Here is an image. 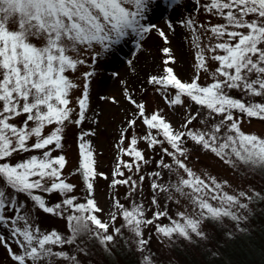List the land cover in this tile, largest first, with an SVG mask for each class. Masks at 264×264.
I'll use <instances>...</instances> for the list:
<instances>
[{
	"label": "snow or ice",
	"instance_id": "6c2138e0",
	"mask_svg": "<svg viewBox=\"0 0 264 264\" xmlns=\"http://www.w3.org/2000/svg\"><path fill=\"white\" fill-rule=\"evenodd\" d=\"M195 4L222 21L199 25L216 42L202 46L196 20H182L192 30V43L197 49L195 76L191 82L182 81L170 66L176 63L172 49L164 46L163 74L149 75L147 83L162 91L169 107L183 105L187 97L198 106L197 112H189L177 129L162 110L146 114L145 104L137 102L126 82H122L125 98L137 111L128 119L119 144H124L128 128H134L138 121L147 132L141 137L133 135L127 147L118 145L121 158L117 159L110 187L127 186L130 198L141 192L145 176L139 173L143 165L152 161L138 144L144 141L149 149L159 147L161 157L155 163L160 170L149 174L150 203L159 210L149 218L142 202L132 201L126 207L113 198L115 211L109 212L106 221L100 215L104 209L95 199L94 184L97 176L108 177L97 172L91 141L86 139L95 132L82 131L78 137L80 160L76 172L87 191L85 202H77V197L71 195L76 186L63 178L68 163L65 155L53 153L63 149L66 126H79L86 119L89 82L95 75L93 66L97 60L102 55L116 54L123 44L132 41L139 49L145 35L153 30L167 45L166 32L145 21L159 7L175 12L178 0H0V247L13 264H81L77 255L64 250L65 245L86 255V248L81 246L85 241L78 240L87 235L98 241L105 252H111L117 238L123 236V228L132 237L127 243L141 254L138 264H155L154 254H144L151 239L145 237L144 231L149 226L169 241L182 238L188 242L194 237L208 239L205 221L228 218L235 222L237 231H246L240 225L247 215L240 210L247 211L249 204L242 201H252L261 194H229L223 190L226 181L198 175L187 163L190 150L185 144L190 140L234 168L264 172V137L242 130L244 118L264 121V0H195ZM167 27L171 30L173 24L169 22ZM206 51L212 53L210 59L218 66L211 74L212 82L202 85L200 72H208ZM85 56H90L88 66L92 70L82 73L83 89L76 98L79 111L73 119L71 93L79 85L68 73L88 64ZM170 89L175 90L174 95ZM233 91L241 95L233 96ZM112 102L116 103L115 98ZM200 109L207 111L206 118L200 121L205 127L193 130L189 126L200 115ZM48 128L51 131L46 132ZM34 152L40 154L10 162L15 154ZM123 156L130 159L126 161ZM165 157L172 163L165 162ZM122 169L137 178L125 176ZM165 169L175 174V183L161 182ZM173 192L194 206L191 213L179 211L174 219L161 209L159 194L165 193L167 199L173 200ZM41 193H58L62 200L50 206ZM26 201L44 213L65 218L70 235L56 230L44 232L35 226ZM118 215L123 221L121 227H115ZM164 218L168 223L159 222ZM225 235L228 239L234 237L233 232Z\"/></svg>",
	"mask_w": 264,
	"mask_h": 264
},
{
	"label": "rangeland",
	"instance_id": "374dc122",
	"mask_svg": "<svg viewBox=\"0 0 264 264\" xmlns=\"http://www.w3.org/2000/svg\"><path fill=\"white\" fill-rule=\"evenodd\" d=\"M206 2L207 0H201V3ZM178 5L179 6L176 8L175 12H165L163 7H159L154 13L149 14L150 19L145 21L146 23H155L159 29L166 32L169 40L167 45H165L158 32L153 30L151 33L145 35L144 39L141 41V47L139 49L136 47L135 41H132L123 44L116 54L112 56L102 55L97 60L96 64L93 66L95 75L90 78L89 82L90 99L89 107L86 112V119L79 126L75 124H68L66 126L63 149L57 150L53 153V155H65L68 163L63 171V178L67 182L76 186L71 195H75L77 197V202L82 203L83 199H81V196L84 195V197H86L87 192L84 193L85 187L81 175L76 172L80 160L78 137L82 131L95 132L94 136L86 137V139L91 141L97 172L103 173L108 177V179H104L103 177L97 176V180H95L94 184L95 199L97 200L98 205L104 209L103 213L100 215L101 218L106 221L109 219V212L115 211L113 208V198L116 199L115 188L110 187V185L117 159L121 158L119 147H127L133 135L141 137L147 132L146 126L138 121L134 128H128L125 133L124 144H119L121 132L127 128L128 119L132 118L133 114L137 111L125 98V83L122 82H126L129 92L134 96L137 102L145 104L146 114L162 110V114L177 129H180V126L185 121L189 112L195 114L198 110V106L192 103L187 97L183 98V105L169 107L162 91H158L157 86L147 83L149 75L163 74L161 71L163 59L161 49L164 46H168L172 49V54L175 57L176 63L170 66L174 68V71L182 81L191 82V79L195 76L197 71L195 68V53L197 49L192 43V30L185 27L181 22L182 20H187L188 18L196 20L197 34L200 35V43L202 46L216 42L215 39L212 38V34L199 28V25L208 26L210 24L221 23L222 21L218 17L199 8V6L195 4V0H178ZM169 22L173 24V29L171 30L167 27ZM205 55L208 57V72H200L199 82L202 85L212 82L211 74L218 66L217 62L210 59L212 53L206 51ZM84 58L87 59L88 64L80 66L78 71L74 73H68L69 77L79 85V87L74 89L71 93V106L75 109L73 112V119L76 118L79 111L76 105V98L81 95L83 89L84 80L82 73L92 70L88 66L91 64L90 56H85ZM129 61H131V64H129ZM169 92L171 95L175 94V90L170 89ZM112 98H115L116 103L112 102ZM256 99L259 100V98ZM201 111H204L207 114L206 110L200 109V116H198L200 118L197 117L192 125L189 126L193 130H203L205 127L200 121L205 119L207 115L203 112L202 116ZM22 119L23 118H21V120ZM242 130L246 133L258 134L261 137H264V121L255 118L249 121L247 118H244ZM47 131H51V128L46 129V132ZM188 142L193 143L190 140H188ZM190 145L185 144V147L190 150L187 163L198 175H201L202 177L211 175L221 183L226 181L227 184L224 186L223 190L227 191L229 194H236L239 191H245L249 194H254V192L261 194L263 183L259 180L261 177L260 172L245 170L243 167L234 168L224 163L211 152L203 150L194 143ZM138 147L145 152L146 156L152 161V163L143 165L142 171L139 173L140 175L145 176V180L141 186V192H138L131 198L126 196V198L128 200V207L131 206L132 201L137 203L142 202L146 209V215L151 218L152 212L159 210L150 203L152 191H150L151 179L149 176V174L152 173L151 170L153 164L156 162L154 156L157 153V148L149 149L144 141H140ZM18 156V154H15L10 158V162L14 163L18 160ZM122 158L126 161L130 159L127 156H123ZM164 159L167 163H172L170 158L168 159L167 157ZM124 171L126 174L125 176L132 175L133 179L137 178L136 175L129 173L126 169H124ZM176 180L177 177L174 174L173 183H175ZM124 190L129 192L127 186H125ZM165 196L167 197V194L160 193L158 197L161 209L167 210L172 218H177L176 213L179 211H186L188 213L193 211L194 206L183 196H180L175 192H173V200H169ZM255 198L256 197L254 196L252 201H242L249 204L247 211L240 210L242 214L247 215V219L248 215L255 207ZM20 199L23 200L25 198L21 197ZM61 200L62 197L58 194L56 201L60 203ZM83 201L85 202V200ZM177 201L179 202L177 203ZM26 209L30 210L34 225L38 226L42 231L49 232L51 230H56L62 235H70L65 218L59 215L44 213L32 206L31 201H26ZM258 213L264 214V205L261 209L259 208ZM65 215H67V213H65ZM247 219L241 224L243 225L244 222H247ZM121 221L122 219L118 215L115 227H119L120 223L122 225L123 221ZM161 221H163L164 224L168 223L166 218ZM216 224H219L220 226H217L221 227L233 225L235 222L228 218H224L220 222L205 221L204 230L208 235V239L213 231V226ZM144 231L145 237L147 238L149 235V227ZM122 232L128 240L132 239L131 234L126 228H123ZM81 238L82 237L79 238L78 243L82 240ZM207 240H200L194 237L192 242L185 241L182 238H176L173 241H169L166 238L158 236L155 230H153L149 250H146L145 253L154 254L156 264H183L185 261L181 260L182 257L186 259L191 255L193 257L199 256L202 259V252L204 247L207 246ZM12 246L14 249L16 248L15 244ZM81 246L85 247L88 251L90 250V252L93 251L90 247H86L85 243ZM64 250L68 251L70 255H77L79 259L84 260L88 256V251L86 255L78 253L76 248L71 245H65ZM94 255L95 254L92 253V256ZM84 262L85 260L81 261V264H85ZM98 263L100 264L98 260L93 261V264ZM0 264H13L8 257L7 252L2 247H0Z\"/></svg>",
	"mask_w": 264,
	"mask_h": 264
},
{
	"label": "trees",
	"instance_id": "16d2710c",
	"mask_svg": "<svg viewBox=\"0 0 264 264\" xmlns=\"http://www.w3.org/2000/svg\"><path fill=\"white\" fill-rule=\"evenodd\" d=\"M231 94L237 97L241 95L237 91H233ZM245 99L249 98L245 97ZM252 99L259 101L256 98ZM203 112L201 111L202 116ZM204 114L207 115L205 112ZM186 144L190 145L193 143L186 141ZM33 154L39 155L40 153H20L18 154V160H16L15 162L20 161ZM154 157L155 161H158L160 159L161 152L159 147H157V153ZM122 170L124 171V169ZM158 170L160 169H157L156 163H154L151 171L154 172ZM173 175L174 174H170L166 169L162 170L163 180L161 182L165 184L173 183ZM260 175L261 177L259 178V180L263 183L261 196L260 198H255V207L248 215L247 222H244L243 225H240V227L245 228L246 231H237L235 224L221 227H219V224H216L215 226H213V231L211 232L209 239L206 241L207 246L204 247V250L202 252V259L199 256L193 257L191 255V257L189 256L186 259L182 257L181 260L185 261V263L183 264H264V214L258 213L259 208L261 209L264 205V172H260ZM124 188V185L116 186L115 196L116 199H119L121 203L128 207V200L126 198V196H128V192H126ZM86 192V188H84V193ZM44 196L50 206L58 203L56 201V199L58 198V193H52L48 195L45 194ZM81 199L85 200L84 195L81 196ZM83 200L82 202H84ZM159 222L164 223L163 221ZM153 230L154 226H149L148 237H151L149 244L152 240ZM227 232H233L234 237L232 239H228V237L225 235V233ZM81 237L82 240L80 241H85L86 247L88 246L93 250L91 252L90 250H87L88 256L86 257V259H84L85 264H93L94 260H98L100 264H138V261L141 258V255L136 250L135 246L127 243V241H130V239L128 240L126 236H124V234L123 236L117 238L115 245L112 246L111 252H105L98 241L89 238L87 235H82ZM92 253H94L95 255L92 256ZM212 253H217V255H212ZM144 254L148 255L147 253ZM84 260L80 259V261Z\"/></svg>",
	"mask_w": 264,
	"mask_h": 264
}]
</instances>
